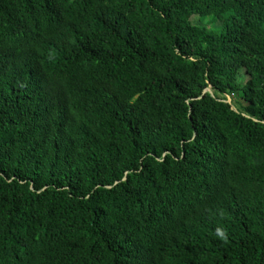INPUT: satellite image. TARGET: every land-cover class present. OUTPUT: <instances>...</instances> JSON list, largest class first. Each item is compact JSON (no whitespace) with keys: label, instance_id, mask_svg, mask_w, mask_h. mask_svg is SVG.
Here are the masks:
<instances>
[{"label":"trees","instance_id":"trees-1","mask_svg":"<svg viewBox=\"0 0 264 264\" xmlns=\"http://www.w3.org/2000/svg\"><path fill=\"white\" fill-rule=\"evenodd\" d=\"M0 264H264V0H0Z\"/></svg>","mask_w":264,"mask_h":264},{"label":"rangeland","instance_id":"rangeland-1","mask_svg":"<svg viewBox=\"0 0 264 264\" xmlns=\"http://www.w3.org/2000/svg\"><path fill=\"white\" fill-rule=\"evenodd\" d=\"M238 101H239L238 98H235L234 101H232V99H231V103H233L234 109H236L238 107Z\"/></svg>","mask_w":264,"mask_h":264},{"label":"water","instance_id":"water-1","mask_svg":"<svg viewBox=\"0 0 264 264\" xmlns=\"http://www.w3.org/2000/svg\"><path fill=\"white\" fill-rule=\"evenodd\" d=\"M207 91L210 92V93H212L211 89H208ZM227 102H228V103H231V98L228 97Z\"/></svg>","mask_w":264,"mask_h":264}]
</instances>
